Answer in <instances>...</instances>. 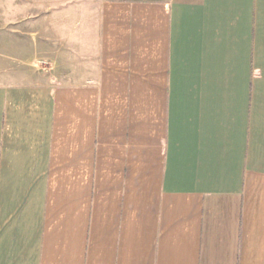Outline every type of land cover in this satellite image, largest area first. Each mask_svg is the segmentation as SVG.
Instances as JSON below:
<instances>
[{"label":"crops","instance_id":"crops-1","mask_svg":"<svg viewBox=\"0 0 264 264\" xmlns=\"http://www.w3.org/2000/svg\"><path fill=\"white\" fill-rule=\"evenodd\" d=\"M74 7V62L0 85V264H264V0Z\"/></svg>","mask_w":264,"mask_h":264},{"label":"rangeland","instance_id":"rangeland-1","mask_svg":"<svg viewBox=\"0 0 264 264\" xmlns=\"http://www.w3.org/2000/svg\"><path fill=\"white\" fill-rule=\"evenodd\" d=\"M74 7L42 9L24 0H0V85L41 86L74 62ZM71 11V12H70Z\"/></svg>","mask_w":264,"mask_h":264}]
</instances>
